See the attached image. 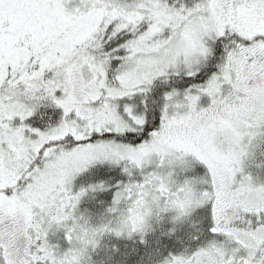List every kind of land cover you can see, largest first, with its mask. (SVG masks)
<instances>
[{"label": "snow or ice", "instance_id": "snow-or-ice-1", "mask_svg": "<svg viewBox=\"0 0 264 264\" xmlns=\"http://www.w3.org/2000/svg\"><path fill=\"white\" fill-rule=\"evenodd\" d=\"M0 264H264V0H0Z\"/></svg>", "mask_w": 264, "mask_h": 264}]
</instances>
